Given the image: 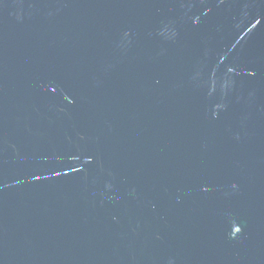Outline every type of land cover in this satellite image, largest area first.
Returning a JSON list of instances; mask_svg holds the SVG:
<instances>
[{
    "label": "water",
    "instance_id": "obj_1",
    "mask_svg": "<svg viewBox=\"0 0 264 264\" xmlns=\"http://www.w3.org/2000/svg\"><path fill=\"white\" fill-rule=\"evenodd\" d=\"M0 264H264V0H0Z\"/></svg>",
    "mask_w": 264,
    "mask_h": 264
}]
</instances>
